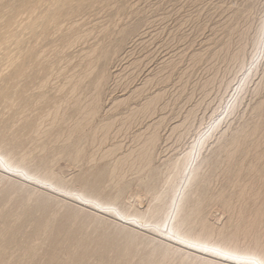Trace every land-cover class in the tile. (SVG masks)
<instances>
[{"label": "rangeland", "instance_id": "rangeland-1", "mask_svg": "<svg viewBox=\"0 0 264 264\" xmlns=\"http://www.w3.org/2000/svg\"><path fill=\"white\" fill-rule=\"evenodd\" d=\"M261 36L264 0H0V156L14 151L37 162L42 145H51L43 165L74 179L69 190H80L100 170L101 192L121 195L142 212L150 197L131 189L140 188L136 183L145 181L149 169L160 180L176 159L194 156L175 179L178 184L213 159L203 169L210 175L199 203L191 202L200 209L194 222L201 226L207 220L215 231L212 244L259 247L264 244ZM92 108L94 117L75 140L83 160L73 163L56 148L61 143H53ZM107 122L112 124L102 139ZM145 145L150 154L141 158ZM229 150L230 162L224 160ZM3 170L9 171L0 166V175ZM164 191L161 225L179 207L172 205L175 194ZM220 194L226 206L213 205ZM97 208L72 215L91 227L110 226L107 233L122 240L150 243V249L175 246L154 224L141 231L126 225L117 233L121 215L109 211L113 207ZM178 249L173 256L185 258L182 264H223L211 251Z\"/></svg>", "mask_w": 264, "mask_h": 264}, {"label": "bare ground", "instance_id": "bare-ground-1", "mask_svg": "<svg viewBox=\"0 0 264 264\" xmlns=\"http://www.w3.org/2000/svg\"><path fill=\"white\" fill-rule=\"evenodd\" d=\"M130 34L131 31L125 32L126 36ZM20 98H22L21 95L10 98L9 104H15ZM58 112L59 106L56 108L55 116ZM95 113V108L84 112L80 120L74 122L67 132L58 135L53 143V145L61 143L56 148L61 149L62 154L70 156L73 163L83 160L82 150L75 140L79 141L84 125L91 121ZM26 124L33 128L29 121ZM111 124L107 122L102 126L104 131L102 139L107 135ZM17 139L18 137H13L11 140ZM232 144L234 141L230 145ZM50 147L51 145H42V154L37 158V162L30 161L26 154L18 156L14 151L0 156V166L9 169V171L3 170V174L0 175V218L10 220L0 222V264H182L185 258L178 259L173 256L178 252V247L198 253H204L202 250L204 247L215 249L230 247L238 250V244L233 242L222 244L223 246L212 244L215 231L207 228L209 227L207 220L200 224L201 226L194 222L200 214V209L198 206L191 205V202L194 200L199 203L200 189L210 175L203 169L210 167L213 159H207L194 167L182 177L178 184L174 182L175 179L187 165H191V159L194 156L186 155L176 159L170 164L167 174L160 180L158 174L149 169L145 181L138 180L136 183L140 188L131 189L132 192L138 190L137 192L141 195L150 197L149 208L142 212L130 203L129 205L125 203L121 195L106 193L110 195L107 196L102 193L100 185L102 171L100 170H97L90 180L85 178L80 190H69L67 187L74 185V179L65 180L43 165ZM149 148L145 145L138 156L148 158ZM232 159L233 154L229 150L224 160L230 162ZM79 174L82 175L81 171ZM162 178L160 186L159 181ZM21 181L31 186H26ZM164 188L165 193L175 194L172 205L179 207L176 208L177 213H172L167 223L161 225L164 206L160 199V192ZM16 191L19 194L15 195ZM73 192L76 196L70 195ZM241 192L244 196L247 186H244ZM70 200L76 202V207L69 206ZM12 201H15L14 205L11 204ZM221 204L226 206L222 194L213 202V205L221 206ZM7 205L10 206L9 210L4 213L3 209ZM93 205L99 210L113 207V210L109 211H115L121 215L124 221L121 220L123 225L119 226L122 224L119 222L115 226L117 233L125 230L126 225L133 224L132 227L135 225L136 230L141 231L145 228L143 226L154 224L162 232L164 240L175 246L160 244L158 249H150L152 245L150 243L135 242L132 239L122 240L107 233L110 226L91 227L81 222L78 216L72 215L74 212H80L84 207H94ZM138 233H134L133 236H140ZM190 245H196V247ZM161 250L165 253L168 250L170 253L163 255ZM205 263L212 264L210 261Z\"/></svg>", "mask_w": 264, "mask_h": 264}, {"label": "snow or ice", "instance_id": "snow-or-ice-1", "mask_svg": "<svg viewBox=\"0 0 264 264\" xmlns=\"http://www.w3.org/2000/svg\"><path fill=\"white\" fill-rule=\"evenodd\" d=\"M261 42L264 43V36H261ZM190 246L196 247V245ZM202 250L204 252L211 251L215 256L222 257L223 264H227V262H232V264H264V244L247 250H236L230 247L221 249L204 247Z\"/></svg>", "mask_w": 264, "mask_h": 264}]
</instances>
